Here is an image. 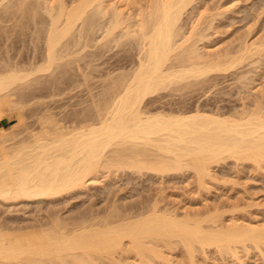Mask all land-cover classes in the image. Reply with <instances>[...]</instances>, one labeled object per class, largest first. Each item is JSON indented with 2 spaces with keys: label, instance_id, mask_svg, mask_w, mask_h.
Here are the masks:
<instances>
[{
  "label": "bare ground",
  "instance_id": "6f19581e",
  "mask_svg": "<svg viewBox=\"0 0 264 264\" xmlns=\"http://www.w3.org/2000/svg\"><path fill=\"white\" fill-rule=\"evenodd\" d=\"M15 1L22 5L27 1L29 4L28 0ZM113 1L115 0L40 1L44 3L45 6H42L50 17L46 27V38L44 37L43 62L40 61L33 69L30 66L31 70L22 63L23 67L16 65L17 63L13 65L6 63V66L4 64L2 68L0 67L1 117L4 111H10L13 106L11 102L15 99L11 96L14 90L22 85L27 86L36 75L43 77L42 74L36 73L55 71L54 69L63 63L62 60L65 64L68 60H65L68 54L65 47L71 45L69 42L71 36L78 30L79 33L80 31L84 33L83 31L88 32L92 28L100 27L102 25L100 18L103 20L108 17L105 33L101 32L103 34L101 40L111 38L117 43L123 38L126 41L128 38H134L139 43L138 61L133 65L134 68H130L127 73L126 71L121 73L120 70V74H109V82L105 79L107 83L103 92L97 96L98 98L94 97V106L91 108L93 112L83 113L84 118L81 122L78 121L79 124H75V121V125L68 122L69 126L65 121V124L67 123L65 125L64 119H60L61 115L57 119L58 117L55 118L50 112L41 120L42 128L37 131L30 130L32 131L30 136L19 138L17 132V134L8 132L0 123L1 203L51 199L74 189H82L86 187L88 180L90 182L96 180L100 169L110 170L114 166L116 169L129 167L139 172L153 170L159 173L187 167L186 169L191 168L195 171L200 181L206 182L205 179L214 173V164L223 162L226 158L251 161L256 165L264 162V106L261 102L259 104L256 102L257 105L253 109L237 114H222L200 107L180 111L163 108L152 110L147 107L148 103L150 104L149 96L162 88L165 89L169 84L176 82L181 84L180 81L186 79L192 82L190 78L202 77L212 71L227 70L243 62V58L254 47H250L248 43L244 47L241 44V54L238 53L239 55L236 54L238 56L235 57L206 55L199 51V46L191 42V39L196 37L192 38L196 31L198 32L196 29L200 18L189 26L191 30H188L187 34L180 24L184 11L195 0H149L144 4L145 7L138 5L140 9L137 7L136 12H128L122 3ZM27 3L23 6H27ZM37 3L35 2L36 5ZM25 7L26 12L30 13L33 10L31 15L34 14V17L39 13L36 11L37 6L35 10L33 6L31 11ZM9 9L11 10V7ZM19 11L22 12L19 9L14 12L17 14ZM80 25L81 29H78ZM43 31L46 32L45 29ZM77 35L76 39L79 37ZM71 49L73 51L74 48ZM259 49L261 46L257 50ZM72 58L71 56L70 59ZM70 59L68 61H71ZM55 91L57 92V89ZM43 92L45 93L44 90ZM4 120L1 119V122ZM160 203L154 200L151 206L148 205L147 208L143 206L145 209L139 213L127 210L120 212L118 211L120 207L118 210L111 207L113 210L102 216L100 213L92 214L89 211L91 214L85 213L73 220L61 218L58 212L52 220L49 217L50 222L47 221L46 225L38 222L42 226L39 225L40 228L33 226L29 228L30 230L27 227L18 229L17 225L18 228L14 225V229L18 230H12L11 227L10 230L8 227L4 230V226L0 225V264H154L157 259L168 261L171 258L169 256L173 254V252L169 254L171 249L179 245L184 248V256L188 255L192 262L197 259L200 248L214 247L216 251L232 250L236 253L238 246L247 242L255 243L256 246L264 244L263 222L244 223L240 221L241 219L226 222L218 211L220 215L214 212L215 214L200 216L199 212L198 215H193L188 211L181 216L178 211L172 210L173 208L162 209ZM3 221H0V224ZM181 254L183 256V253Z\"/></svg>",
  "mask_w": 264,
  "mask_h": 264
},
{
  "label": "rangeland",
  "instance_id": "374dc122",
  "mask_svg": "<svg viewBox=\"0 0 264 264\" xmlns=\"http://www.w3.org/2000/svg\"><path fill=\"white\" fill-rule=\"evenodd\" d=\"M13 1L14 3H11ZM28 1L29 4L34 6V10L35 6H37L36 11L37 13L39 12L38 14H41L42 17L38 14H36L38 17H34V14L31 15L33 13L31 8H33V6H29L27 1H25V3H27L25 7L23 6L25 3L23 5L18 4L19 1L10 0L9 2V0H4L2 2L0 0V67H3L4 64L6 66V63L11 65L17 63L16 65L18 66L23 65L24 67L28 66L29 69L31 67V69H33V66L40 64V61L42 63L44 60L45 36L47 34L46 27H48L50 17L46 12L44 3L40 2H43V0ZM30 1L32 3H30ZM33 1L36 3L38 1L37 5L35 2L33 3ZM117 1L127 7L126 10L128 12H136L140 9L141 5L145 7L144 4H147L149 0ZM10 3L16 6H12ZM10 7L11 10L9 9ZM24 7L29 11L32 10V12H26ZM187 8L188 9H186L182 15L180 24H182L181 27L187 34L191 30L190 27L192 23H195L196 20L200 18V23L196 29L198 32L196 31V35L192 38L196 37L191 39V42L197 44L199 46H197L198 50L202 53L206 55H228L235 57L239 55L238 53L241 52L242 46L244 47L246 43L250 44V47H254L253 50L252 48L251 50L255 51L248 52L246 57L243 58V62H239L240 64L230 67L227 70L212 71L202 77H197L198 79L190 78L192 82H188V79H186V81H180L181 84L179 82L169 84L165 89L162 88V91L160 90L155 92L152 96H149L148 102H150L151 105L148 103L147 107H150L152 110L160 108L165 110L172 109L171 111H180L182 109L193 110L200 107L208 111L222 114H237L244 110L253 109V107L260 102L261 105L263 104L262 106H264V0H195L193 4H190ZM18 9L22 10V12L19 11L16 14L14 11H18ZM27 13H29L28 15L30 16L26 15ZM19 16L21 18H19ZM105 18L106 19L103 18L105 22H103L102 18H100L101 20L99 19L102 22L100 27L97 26L94 29L92 28L93 30L90 29L88 32L83 31L84 33L81 31L79 33L78 30L75 32V36H71L72 39H68L71 45L74 43L75 45H73V47L70 45L68 46L69 48L67 46L65 47V52L68 51V54H66L68 58L65 57V60H69L71 56L73 58L72 60L70 59L71 61H65L67 65L63 64L64 60H62L63 63L59 66L62 71L57 67V69L55 68V71L52 72L51 70L50 72H35L36 74H42L43 77L33 73L36 76L32 75L34 78L29 83L30 86L27 83V86L22 85L23 87H17L14 90V94L11 97H13L15 101L11 102L13 105L10 108L11 110L4 111L0 117L2 120L5 119L4 121L6 123L4 124V121L2 122V126L5 130L13 134L18 133L17 135H19V138L22 136V138L28 137L32 131H37V129L39 130L42 128V125H40L41 120L50 112L55 118L58 117L57 119L62 116L60 119H64V124L65 121L67 123L73 122V124L75 121V124H79L86 113L90 114L93 112L91 108L94 106V97L98 98L101 95L100 93L103 92L102 90L105 88V83L109 82L108 78L110 75L120 74L121 71V73L124 71L127 73L134 68L133 65L137 63L139 55L138 41L134 38H128L129 40L127 41L123 38L122 41L120 40L121 42L117 43L111 38H102L103 40H101V37H103L102 35L105 33V24L108 20V17ZM32 19L34 22L38 21L41 23H34ZM44 29L46 32L43 31ZM78 29H81V25ZM93 32L94 34H92ZM76 33H78V35ZM81 33L85 36H82ZM76 35L83 38L80 39L78 37L76 39ZM87 37H90L89 40ZM199 37L201 38L199 39ZM84 39L87 43L83 41ZM105 40L107 41V46L105 45ZM72 41L75 42L73 43ZM69 42L68 45L70 44ZM85 43L87 45H85ZM188 43L193 45V43ZM260 46L261 49L257 50ZM70 47L74 48L73 51H71L72 49ZM76 49L78 51H76ZM69 53H72L71 56H68ZM248 54L250 55L247 56ZM74 56L76 57L74 58ZM79 56L83 58L81 59ZM5 59L10 62H6ZM28 59L29 61L31 59V61L29 62ZM78 60L81 61L79 62ZM63 65L67 67L65 68ZM73 65L74 68H72ZM56 73L60 74L56 75ZM53 76L56 77L53 78ZM68 77L70 80H68ZM105 79L108 81L106 82ZM102 82L104 84H102ZM61 84L62 87H60ZM24 88L27 89L25 90ZM56 89L57 92L55 91ZM99 90L100 92H98ZM19 93L23 94L24 97ZM20 101L24 105L26 102V105L22 106L23 109L26 107L24 110L19 107L23 105ZM27 101L30 102L28 103ZM39 103H41V106ZM85 108L87 110H85ZM59 115L61 116L59 117ZM67 123L65 125H67ZM21 132H23V134ZM15 138L19 140V138ZM234 160V158L232 159L230 157L226 158L223 162L221 161L222 163L219 162L214 164V173L211 177L205 179L206 182L200 181L195 171L191 168L186 169L187 167H182L183 170L182 168L179 170L172 169L165 173H159L153 170H143L139 172L129 167L116 169L117 167L114 166V168L111 167L110 170L102 168L98 172L99 174H97V181L91 180L90 182L88 180L86 187L74 189L68 192L69 194L65 193L51 199L42 198L35 200L36 202L32 199L19 200L18 202L13 201V203L0 202V221L2 222L4 220L0 225L2 227L4 226V230H7V227H11L12 230L18 227V229H25L26 227L29 229L33 228V226H35L34 228H40L42 226L40 223L43 222L44 225H46L50 220L55 218V215L57 216L58 212L60 214L58 216L63 219L66 217V220H73L82 214H89L90 212L92 214L100 213L102 216L113 209L117 208L116 210H118L119 207L121 208L118 210L120 212H123V210L126 212L125 210H127L133 211L131 213H139L147 208L148 205L151 206L150 204L154 203V200L155 202L156 200L159 203L161 202L160 206H162V209L173 208L172 210L178 211L177 213L181 216L188 211L190 213L192 212L193 215H198L197 212H199L200 216L202 214V216H204L205 214H219L221 212L226 222L231 219H237L238 221L241 219L240 221L244 223L260 224L263 222L264 224V162L257 164V166L256 163L254 164L251 161L243 162V160ZM116 202L118 204H116ZM143 206L145 208H143ZM111 207L113 209H110ZM77 212L79 213L78 215ZM30 222L36 224L32 225ZM30 224L31 226H29ZM14 225L18 227L16 226L14 229ZM39 225L40 227H38ZM246 244V246L243 244V246L239 245V251L237 249L236 253L232 250L216 251L214 247L205 249L200 248L198 251L199 253L197 252L198 260L195 258L194 260L196 261L193 262V260V263L191 262L192 259L187 257L188 255L185 254L184 256V248L179 245L175 246L173 248L174 250L171 249L169 254L173 252L175 255H168L171 258L168 257L170 261L167 259L168 261L166 262L168 264H264V244L260 243L261 245L259 246L251 242H247ZM180 251L183 253V256H181L182 254ZM162 261L164 260L157 259L154 264H167L165 261V263H162Z\"/></svg>",
  "mask_w": 264,
  "mask_h": 264
},
{
  "label": "crops",
  "instance_id": "0c3cea01",
  "mask_svg": "<svg viewBox=\"0 0 264 264\" xmlns=\"http://www.w3.org/2000/svg\"><path fill=\"white\" fill-rule=\"evenodd\" d=\"M0 123H2V122H1V119H0ZM5 123H6V122L4 121V124H5Z\"/></svg>",
  "mask_w": 264,
  "mask_h": 264
}]
</instances>
